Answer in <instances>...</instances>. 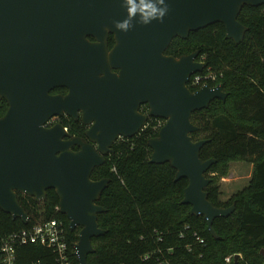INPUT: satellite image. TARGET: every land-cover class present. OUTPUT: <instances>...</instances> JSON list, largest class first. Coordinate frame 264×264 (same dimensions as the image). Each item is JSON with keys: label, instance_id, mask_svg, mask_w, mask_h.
Segmentation results:
<instances>
[{"label": "water", "instance_id": "water-1", "mask_svg": "<svg viewBox=\"0 0 264 264\" xmlns=\"http://www.w3.org/2000/svg\"><path fill=\"white\" fill-rule=\"evenodd\" d=\"M149 2L168 5L162 21L145 23L139 11L129 19L126 0H0V100L8 105L0 118V212L27 225L17 194L40 203L53 190L69 229L79 228L73 246L77 264H87L94 252L91 239L105 234L98 228L104 210L97 202L108 180L90 176L118 139L135 137L148 119L164 121L147 141L149 163L169 164L174 182L186 179L180 204L190 207L189 215L202 217L216 238L213 221L234 210L207 200L206 173L215 160L202 161L199 153L207 141L190 137L197 130L191 115L215 99L224 102L223 87L202 85L191 92L190 78L204 69L198 52L178 59L164 53L174 39L214 24H222L225 38L238 45L246 33L237 21L240 11L264 0ZM126 20L127 30L119 29ZM57 88L67 94L49 95ZM139 105L147 106L145 115L137 113ZM62 115L72 120L80 115L87 127L84 138L69 137L61 125L45 128Z\"/></svg>", "mask_w": 264, "mask_h": 264}, {"label": "trees", "instance_id": "trees-1", "mask_svg": "<svg viewBox=\"0 0 264 264\" xmlns=\"http://www.w3.org/2000/svg\"><path fill=\"white\" fill-rule=\"evenodd\" d=\"M237 21L246 29L241 43L225 38L222 24H214L185 40L174 39L164 55L175 59L198 52L197 61L204 69L194 76L208 79L202 84H221L224 102L213 100L209 106L191 115L197 130L192 141H207L199 153L202 161L215 160L206 173L210 183L205 188L207 200L215 207L234 205L227 218L215 219L212 238L202 217L189 215L190 207L181 205L186 179L174 182L175 171L169 164L149 163L147 141L156 137L164 121L149 119L135 137L121 139L112 146V154L95 168L91 181L108 180L97 205L104 212L97 216L103 236L92 238L94 252L87 264H225L224 259L240 256L236 263L264 264V5L240 11ZM109 47L112 37H109ZM64 93V89L56 90ZM0 102V118L6 112ZM70 135L82 136L79 122L62 119ZM232 163L251 166L247 185L228 200L221 199L220 181L229 174ZM19 205L28 215L27 225L0 212V243L8 236L51 220L61 222L67 256L77 264L73 246L79 228L71 231L65 216L58 212V198L53 190L36 203L17 194ZM196 238L203 241L200 245ZM145 257H148L144 260ZM14 264H56L55 255L38 245L18 247Z\"/></svg>", "mask_w": 264, "mask_h": 264}, {"label": "built area", "instance_id": "built-area-1", "mask_svg": "<svg viewBox=\"0 0 264 264\" xmlns=\"http://www.w3.org/2000/svg\"><path fill=\"white\" fill-rule=\"evenodd\" d=\"M208 78L209 76L203 78L195 76L191 79L190 86L195 88ZM196 242L200 245L203 244V241L199 238H196ZM25 245H38L50 250L55 255L56 264H71L67 256L66 239L61 222L51 220L38 223L2 240L0 243V264H14L16 249ZM234 257L225 258L224 263L230 264L234 260ZM147 258L145 257L144 260Z\"/></svg>", "mask_w": 264, "mask_h": 264}, {"label": "rangeland", "instance_id": "rangeland-1", "mask_svg": "<svg viewBox=\"0 0 264 264\" xmlns=\"http://www.w3.org/2000/svg\"><path fill=\"white\" fill-rule=\"evenodd\" d=\"M251 175V166L243 163H232L229 174L220 181L221 199L228 200L235 192L243 189Z\"/></svg>", "mask_w": 264, "mask_h": 264}, {"label": "clouds", "instance_id": "clouds-1", "mask_svg": "<svg viewBox=\"0 0 264 264\" xmlns=\"http://www.w3.org/2000/svg\"><path fill=\"white\" fill-rule=\"evenodd\" d=\"M159 3L164 4V0H158ZM127 8V16L131 19L137 11H139L144 17V22L147 23L149 18H157L160 21L163 20L166 12H168V5H165L163 8H157L153 3L149 2V0H139V2H135V0H126ZM117 27L121 30H127L128 21H124L117 25Z\"/></svg>", "mask_w": 264, "mask_h": 264}, {"label": "flooded vegetation", "instance_id": "flooded-vegetation-1", "mask_svg": "<svg viewBox=\"0 0 264 264\" xmlns=\"http://www.w3.org/2000/svg\"><path fill=\"white\" fill-rule=\"evenodd\" d=\"M110 37V36H109ZM109 37H108V40H109ZM112 37V36H111ZM88 41H90V42H93V40L91 39V38H89L88 39ZM113 44H114V42H113V38H112V46L111 47H109V42L107 41V48H108V51H110L111 50V48L113 47ZM111 72L112 73H114V74H117L118 73V71L117 70H111ZM191 79V78H190ZM190 81V80H189ZM218 85H221V84H218ZM217 86V85H216ZM215 87V86H214ZM211 88H213V87H211ZM58 89H64V88H57V89H54V90H52L50 93H49V95H51V96H57V95H60V96H65L66 94H67V90L66 89H64V93H57L56 92V90H58ZM0 102H4L5 103V105H6V111H7V109H8V105H7V103H6V101L5 100H0ZM147 111H148V109H147V106L146 105H139V107H138V109H137V113L138 114H140V115H145L146 113H147ZM6 113V112H5ZM4 116V115H3ZM2 118V117H1ZM62 119H65V120H67V121H69V120H71V121H73V122H79L80 124H81V122H80V115H79V118L77 119V120H72V119H70L69 117H67V116H65V115H62V116H59V117H54V118H51L47 123H46V125H45V128H51V127H53V126H55V125H61V123H62ZM149 120V119H148ZM148 120H147V122H148ZM147 124V123H146ZM82 125V124H81ZM164 125V124H163ZM62 126V125H61ZM83 126V129H84V132L86 131V129H87V127L86 126H84V125H82ZM63 127V126H62ZM63 129L66 131V133L68 134V136L69 137H71V138H84V134L82 135V136H78V135H70L69 134V128L68 127H63ZM118 140H121V139H118ZM117 140V141H118ZM116 141V142H117ZM72 151L73 152H77L78 151V149L76 148V147H74V148H72ZM108 156V155H107ZM106 157V156H105ZM104 157V158H105Z\"/></svg>", "mask_w": 264, "mask_h": 264}]
</instances>
